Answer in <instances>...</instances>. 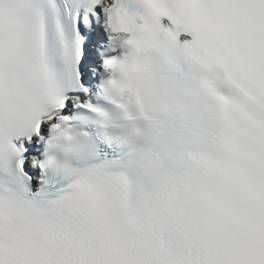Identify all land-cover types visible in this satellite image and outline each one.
Returning <instances> with one entry per match:
<instances>
[{"label":"snow or ice","instance_id":"obj_1","mask_svg":"<svg viewBox=\"0 0 264 264\" xmlns=\"http://www.w3.org/2000/svg\"><path fill=\"white\" fill-rule=\"evenodd\" d=\"M0 264H264V0H0Z\"/></svg>","mask_w":264,"mask_h":264}]
</instances>
